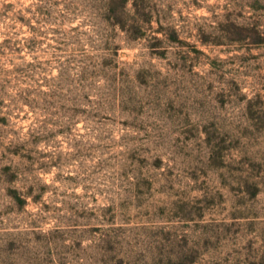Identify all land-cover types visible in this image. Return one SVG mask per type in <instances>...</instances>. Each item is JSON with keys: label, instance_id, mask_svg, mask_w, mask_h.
<instances>
[{"label": "rangeland", "instance_id": "374dc122", "mask_svg": "<svg viewBox=\"0 0 264 264\" xmlns=\"http://www.w3.org/2000/svg\"><path fill=\"white\" fill-rule=\"evenodd\" d=\"M0 264H264V0H0Z\"/></svg>", "mask_w": 264, "mask_h": 264}]
</instances>
